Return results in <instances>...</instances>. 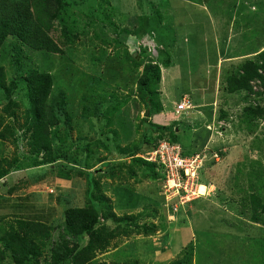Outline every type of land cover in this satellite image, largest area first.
<instances>
[{
  "label": "rangeland",
  "instance_id": "rangeland-1",
  "mask_svg": "<svg viewBox=\"0 0 264 264\" xmlns=\"http://www.w3.org/2000/svg\"><path fill=\"white\" fill-rule=\"evenodd\" d=\"M257 2L63 0L51 33L62 54L8 37L0 50V264H18L14 247L23 245L39 252L31 264H71L63 254L87 249L90 235L68 234L67 213L93 204L101 235L82 264H172L191 248L189 264H264V48L247 57L264 44ZM247 61L250 89L230 94ZM149 65L160 67L161 83L147 105L139 85ZM35 73L53 77L50 92ZM37 95L57 104L41 128ZM187 97L190 108L178 113ZM179 129L208 163L186 204L129 157Z\"/></svg>",
  "mask_w": 264,
  "mask_h": 264
},
{
  "label": "trees",
  "instance_id": "trees-1",
  "mask_svg": "<svg viewBox=\"0 0 264 264\" xmlns=\"http://www.w3.org/2000/svg\"><path fill=\"white\" fill-rule=\"evenodd\" d=\"M62 5L63 0H0V50L4 46L8 37L14 36L21 40L32 50L46 52L48 54H62L63 50L51 35ZM251 63L252 62L249 61L243 67V76H241L239 79H230L228 87V92L230 94L250 89L249 81L251 80V77L249 69L250 66L253 65ZM3 72L4 71L0 69V73ZM34 83L37 87L50 92L53 86V77L49 74L35 73ZM160 83V67L157 65L147 66L139 85V93L144 103L148 105L147 96L149 94V88L154 85H160ZM33 104L34 108L37 110V126L39 128L54 121V109L57 104H52L51 106H49L46 102V97H41L39 95H37L33 99ZM47 109L53 118V121L51 122H48L46 119ZM54 124L55 122L52 125ZM167 130L170 132L171 128H168ZM181 132V129H179L178 132L173 131L172 137L169 133L162 135L157 143L154 144V146L151 147L149 151L156 149L160 142L167 141L171 145L180 146L182 155L185 157H190L195 155L196 153L202 152L190 149L192 146L193 137L188 136L187 134H184L185 137L181 142V140H179ZM140 151L141 145L137 148V150L130 153L129 157L133 158L137 156V158L134 159L136 163L145 168L151 169L154 177L160 179L161 176L157 170L156 165L140 157V155L144 154L145 152L137 155ZM149 151H146V153ZM125 156L127 157V155ZM207 164L208 163H205L202 170L206 167ZM5 175L6 173L0 174V179H2ZM82 216L84 217V219H80V217ZM100 218L101 217L98 212V207L94 204L89 209L68 211L67 222L64 228L65 231L70 234L75 240L83 233H87L88 235H90V243L87 249H67L66 253L63 254L64 260H69V258H72L71 264H82V256L87 251L92 252L95 250L91 248L93 247V238L95 236L101 235V231L95 228V225H99L101 223ZM14 249H16L15 254L18 256V264H31L39 257V252L37 250L28 248L24 245L23 247H14ZM193 253L194 249L191 248L189 255H185L186 259L174 261L172 264H183V262H185V264H189L191 260L190 258L191 256H193Z\"/></svg>",
  "mask_w": 264,
  "mask_h": 264
},
{
  "label": "built area",
  "instance_id": "built-area-1",
  "mask_svg": "<svg viewBox=\"0 0 264 264\" xmlns=\"http://www.w3.org/2000/svg\"><path fill=\"white\" fill-rule=\"evenodd\" d=\"M191 106V98H184L177 107V112H185ZM144 160L156 165L161 176L159 179L164 187V194L168 198L176 197L181 204L193 200L192 178H198L206 163L204 152L196 153L193 156L182 155L181 147L171 145L167 141L160 142L158 147L152 151L140 155ZM219 160L218 155L215 156ZM171 200V199H169ZM177 210V206H175Z\"/></svg>",
  "mask_w": 264,
  "mask_h": 264
},
{
  "label": "crops",
  "instance_id": "crops-1",
  "mask_svg": "<svg viewBox=\"0 0 264 264\" xmlns=\"http://www.w3.org/2000/svg\"><path fill=\"white\" fill-rule=\"evenodd\" d=\"M252 3V5H253V2H251ZM256 5H258V6H255V7H261V13L260 14H264V2L263 1H260V0H258V2L256 3ZM251 6V5H250ZM248 6H246V8H247ZM255 7H252V9L253 8H255ZM264 48V44H260V46H259V48L257 49V51L256 52H254L253 54H250L249 56H247L248 58H250V56H252V55H254L255 53H257V52H259L260 50H262ZM225 57V56H224ZM223 57V58H224ZM245 58V57H244ZM218 162H219V160H218ZM207 166V165H206Z\"/></svg>",
  "mask_w": 264,
  "mask_h": 264
},
{
  "label": "bare ground",
  "instance_id": "bare-ground-1",
  "mask_svg": "<svg viewBox=\"0 0 264 264\" xmlns=\"http://www.w3.org/2000/svg\"><path fill=\"white\" fill-rule=\"evenodd\" d=\"M205 190H206L205 186L200 187V192H201L202 195L205 193Z\"/></svg>",
  "mask_w": 264,
  "mask_h": 264
},
{
  "label": "clouds",
  "instance_id": "clouds-1",
  "mask_svg": "<svg viewBox=\"0 0 264 264\" xmlns=\"http://www.w3.org/2000/svg\"><path fill=\"white\" fill-rule=\"evenodd\" d=\"M192 100V99H191Z\"/></svg>",
  "mask_w": 264,
  "mask_h": 264
}]
</instances>
